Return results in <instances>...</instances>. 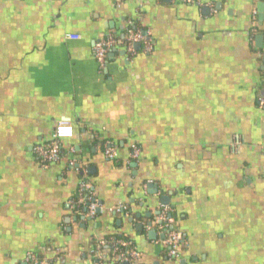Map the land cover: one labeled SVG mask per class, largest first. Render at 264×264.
<instances>
[{"label": "crops", "instance_id": "1", "mask_svg": "<svg viewBox=\"0 0 264 264\" xmlns=\"http://www.w3.org/2000/svg\"><path fill=\"white\" fill-rule=\"evenodd\" d=\"M208 1L0 0V264H101L104 238L133 264H264V0ZM137 26L153 51L100 67L94 43ZM59 122L73 137L42 163ZM83 179L95 217L70 205ZM163 207L179 259L152 225Z\"/></svg>", "mask_w": 264, "mask_h": 264}, {"label": "built area", "instance_id": "2", "mask_svg": "<svg viewBox=\"0 0 264 264\" xmlns=\"http://www.w3.org/2000/svg\"><path fill=\"white\" fill-rule=\"evenodd\" d=\"M120 3L121 0H116ZM183 4L195 5L198 7L209 6L211 4L208 0H177ZM252 32H256V22L255 16H252ZM69 39H78V37L68 36ZM139 45L141 50L145 54H149L153 51V43L150 34L147 30H142L139 28H127L122 34L117 35L114 33H108L103 38L98 39L93 46V55L96 62L100 67H103L106 62V57L108 52L113 49L122 47L124 50L130 54L134 55V46ZM258 104L264 107V96L258 99ZM74 130L73 126L67 122H59L56 124L49 142L45 144L38 145L35 148V153L37 154L39 160L42 163L50 164L57 162L62 157L61 142L64 140H69L73 137ZM72 151V150H71ZM70 151V152H71ZM105 157L112 160L116 157L115 150L109 145L105 152ZM139 156V149L137 146L132 145L131 147V157L137 159ZM70 166H75L77 164L74 160L69 161ZM90 185L87 180H81L78 190L76 200L70 202L72 207L77 204L84 206L86 215L88 217H95L100 211V205L96 201L92 192H90ZM78 205V206H79ZM123 208L118 207L116 211H121ZM78 212L77 209H75ZM174 219L170 215L168 207H163L159 214L155 217L152 225H156V228L164 234L163 245L167 249V254L172 259H179V247L182 244L181 233L174 226ZM92 252L95 256L102 260L101 264H111L117 263H129L133 264L137 262L140 258V252L133 245L131 241L124 238H110V239H99L94 243ZM103 259H107V262H103ZM27 264H51V259L46 257L36 256L35 254H28L26 258Z\"/></svg>", "mask_w": 264, "mask_h": 264}, {"label": "trees", "instance_id": "3", "mask_svg": "<svg viewBox=\"0 0 264 264\" xmlns=\"http://www.w3.org/2000/svg\"><path fill=\"white\" fill-rule=\"evenodd\" d=\"M135 28H138V26L137 27H135ZM139 29H141V28H139ZM108 264H111L109 261L107 262Z\"/></svg>", "mask_w": 264, "mask_h": 264}]
</instances>
